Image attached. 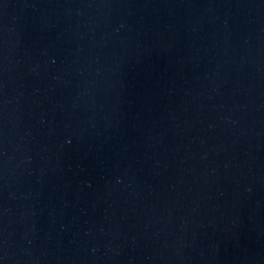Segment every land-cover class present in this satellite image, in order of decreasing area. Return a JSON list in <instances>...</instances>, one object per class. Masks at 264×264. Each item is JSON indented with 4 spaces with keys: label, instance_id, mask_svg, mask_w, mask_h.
Here are the masks:
<instances>
[{
    "label": "water",
    "instance_id": "water-1",
    "mask_svg": "<svg viewBox=\"0 0 264 264\" xmlns=\"http://www.w3.org/2000/svg\"><path fill=\"white\" fill-rule=\"evenodd\" d=\"M0 264H264V0H0Z\"/></svg>",
    "mask_w": 264,
    "mask_h": 264
}]
</instances>
